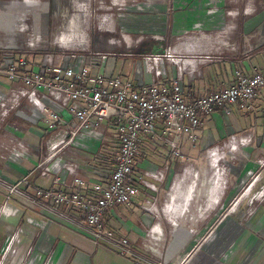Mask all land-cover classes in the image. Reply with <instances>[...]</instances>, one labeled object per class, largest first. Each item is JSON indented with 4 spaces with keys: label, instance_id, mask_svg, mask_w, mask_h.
<instances>
[{
    "label": "crops",
    "instance_id": "crops-1",
    "mask_svg": "<svg viewBox=\"0 0 264 264\" xmlns=\"http://www.w3.org/2000/svg\"><path fill=\"white\" fill-rule=\"evenodd\" d=\"M62 1L42 0L39 10H61ZM132 5L134 12L118 21L120 25L117 24L116 29H112V25L106 28L113 32L101 36L98 51L186 45V53L190 50L194 53L182 61L166 57L165 54L175 56L177 53L169 50L160 56L155 70L149 68L148 62L140 63L139 59L136 66L130 68L127 60L121 63L118 56L112 54L116 56L114 62L100 67L108 75L121 74L140 84L169 83L180 74L184 95L192 100L232 84L235 69L250 75L264 68V0H135ZM28 8L29 5L20 4L12 11ZM14 12L10 13L11 17L5 12V27H10ZM52 20H48V26ZM55 45L53 51L44 54L72 52ZM45 46L46 41L40 49L43 51ZM44 54H34L41 55L37 66L43 63ZM118 62L121 66L116 70ZM134 62L133 59V65ZM155 71L161 74L158 76ZM13 83L21 85L14 98L16 104L23 101V108L16 109L15 113L24 121L37 124L39 134L48 135L51 130L47 122L35 116L36 106L29 101L27 89L19 81ZM37 92L42 104L69 117L67 105L60 97L47 91ZM254 100L251 111L234 104L230 105L229 113L221 109L208 115L204 124L197 128L198 138L193 143L186 134L178 137L171 131L163 134L161 123H157L154 130L163 134V140L143 135L133 173V183L138 186L139 193L130 203L109 208L103 217L106 226L117 236L129 239L131 249L142 256L140 259L121 254L96 240L83 222L84 212L80 209L57 205L35 194V188H47L56 175L63 179L58 187L66 190L74 189L76 177L87 181V192H91L95 181L106 184L109 172H99L102 161L112 157L109 161L114 167L119 150L116 133L110 130L113 121H105L99 128L82 133L73 144L62 147L54 158L47 147L49 139L44 155L37 145L34 150L38 153L27 151L24 143L17 141L0 146V178L9 180V184L26 178L28 184L20 183L19 189L30 199L37 198L33 200L35 205H31L21 195L9 196L8 183L0 187V264H155L153 260L167 263L177 255L179 259L185 254H182L185 247L198 241V228L205 223L210 234L193 255L191 264H264V170L259 172L262 177L253 178V204L242 198L236 205L219 206L231 193L228 174L224 177V168L220 172L221 167H226L223 163L230 162L227 155L234 164L231 168L237 179L241 172L252 171L264 163V90ZM105 134L102 146L100 140ZM170 140L179 142L185 157L171 154ZM239 150L248 151L249 158L242 161L244 158L236 157ZM210 157L217 179L210 191L208 207L199 211L189 206L190 210L184 215L181 210L169 209L177 208L181 199H185V204L190 203L194 185L198 184L195 178L198 176L199 181L206 175ZM31 191L34 197L28 193ZM188 212L197 215L191 213L189 217ZM154 230L160 233L161 240L150 237L149 233ZM150 245L158 253L149 250Z\"/></svg>",
    "mask_w": 264,
    "mask_h": 264
},
{
    "label": "built area",
    "instance_id": "built-area-1",
    "mask_svg": "<svg viewBox=\"0 0 264 264\" xmlns=\"http://www.w3.org/2000/svg\"><path fill=\"white\" fill-rule=\"evenodd\" d=\"M63 43L66 47H74L69 46L67 41ZM107 54L110 53L86 60L85 56L75 52L71 56L47 53L43 63L31 69L27 68L25 59L19 58L8 64L6 75L11 81L22 83L27 89L29 101L36 106L35 116L47 122L48 128L55 133L47 143L51 158L56 157L62 147L73 144L82 133L99 128L105 121H113L119 150L106 184L95 181L91 192H87V181L76 177L74 189L66 190L58 187L63 179L56 175L47 188H35V194L51 199L57 205L80 209L84 212L83 222L96 240L110 245L121 254L140 259L142 256L131 249L129 239L117 236L112 228L106 226L103 217L109 208L128 204L139 193L138 186L133 183V173L143 135L163 140V134L171 131L176 137L186 134L193 143L198 138L197 128L211 113L221 109L229 113L230 105L234 104L251 111L254 99L264 90V68L250 75L235 69L232 84L188 100L180 74L171 78L169 83L153 81L135 84L133 79L121 74L108 75L100 69ZM146 59L151 69L161 61L160 55L147 56ZM155 73L158 76L161 74L159 71ZM38 90L60 97L67 105L65 109L69 117L42 104ZM157 123L162 124L163 134L154 130ZM168 145L174 157H185L177 140L168 141ZM22 182L28 184L26 178L8 184V195L18 193ZM149 235L156 241L162 238L156 230ZM152 245L149 250L158 253ZM186 256L187 253L171 264H181Z\"/></svg>",
    "mask_w": 264,
    "mask_h": 264
},
{
    "label": "rangeland",
    "instance_id": "rangeland-1",
    "mask_svg": "<svg viewBox=\"0 0 264 264\" xmlns=\"http://www.w3.org/2000/svg\"><path fill=\"white\" fill-rule=\"evenodd\" d=\"M134 2L135 0H64L61 2L62 9L58 11L55 10L54 12L52 10L40 11L39 7L43 6L42 0H0V146L11 145L17 141L19 143H24L28 151V149L34 150L35 145H37L40 150V154L44 155L46 151V140L51 138V136H55L53 131H49L47 133L48 135L39 134L37 124H32L30 121H24L19 114L15 113L16 109L23 108L22 100L19 105H17L14 100L15 95L18 93L17 91L21 88V85L19 83H13L14 81H11L6 75V67L14 60L23 58L28 63V69L34 68L38 65V59L41 56L34 54L37 52L44 54L46 52L53 51L56 46L55 43L58 46L60 45L66 49L72 50V52L54 55L71 56L75 50V53H80L85 56L86 60L87 58L94 60L96 56H101L99 54L106 52L110 54H107L105 64L106 62L109 64L110 61L114 62L113 59H116V56L112 54H116L119 60H121V63L122 61L125 60L126 62L127 60V66L130 68L131 66H136L137 59H139L140 63L143 62L144 64L147 62V56L156 55V53L161 56L167 51L169 52V50H173L175 52L177 51L175 56L172 55V53L167 55L165 54V56L169 59L180 58L184 61L188 58V54L193 55L194 52L192 50L186 53V45L98 51V46L101 44V36L104 33L113 32L108 31L109 29L106 28H110L112 25V29L113 27L116 29L117 24L120 25L118 21L126 19L125 17L133 11L132 4ZM20 4L29 5L30 8H28V10L14 12V8ZM64 6L66 7L65 9H63ZM68 7L69 9L66 10ZM5 12L8 13V16L10 15V17L12 15L10 13L14 12L12 17L13 21L10 27H5L7 16ZM49 19L54 20L50 21L48 26L47 22ZM54 24H56V27L53 26ZM45 41L46 46L42 51L40 47ZM63 41H67L69 46L74 47H66ZM47 46H49V48H47ZM93 49L97 51H93ZM148 50L151 51L147 52ZM24 54L27 56H21ZM9 55L11 57H9ZM171 55L173 57H171ZM191 58H194V56H190V59ZM133 59L135 60L134 65L132 63ZM98 60L101 61L100 59ZM121 63L117 65L116 70H119ZM110 130L115 131L114 125H112ZM40 136L41 138H37ZM106 137L107 134H105L102 140H100L102 146L105 145V142L103 143V141H105ZM34 140H38V143L36 144ZM34 152L38 153L37 150H34ZM249 155V152L246 150H239L235 153L236 157L244 158L242 161L248 159ZM109 159L113 160L112 157H107V159L102 161L103 164L101 165V170H99L100 173H110L113 169V162L109 161ZM226 159H229L230 162L228 160L225 161L223 164L226 165L227 168L221 167L220 172L225 170L223 173L224 177L228 174L227 185L231 193L226 196L224 201L219 206L236 205V202L242 198L245 199L246 202H249V204H253L251 200L253 198L254 190H251V185L253 183V178L260 177L261 173L259 172L264 170V163H260V165L258 164L259 168L256 166L252 171L246 170L245 172H241V175L238 174L240 177L238 176L237 179V174L235 171L233 172L231 168L234 164L229 158V155H227ZM211 161L210 157L208 170L205 172L206 175L202 177V180L199 179L198 181V176L195 178L198 184L196 185L195 183L194 185V194L191 197L190 203L185 204V199L180 198L179 207L181 209L189 208L190 206V209L198 208L200 211L203 210L202 207H208L209 198L211 196L210 191L217 179L214 175L216 169L212 166ZM39 170L40 169H37L36 171ZM8 181L9 180H6L4 177H1L0 187L6 186ZM28 193L35 196L32 191ZM13 195L23 196L26 198V202L31 203V205H35L34 201H37V198L34 200V198L30 199V197H27L21 189L18 193ZM184 212H187V210H184ZM191 213L188 212L187 216L190 215L189 217H191ZM192 214L197 215L194 213ZM209 234L210 229L207 227L206 223L198 228L196 235L198 236V241H196L193 245L191 244L185 247L186 250L182 253H187V256L184 258V264H191L193 255L201 249ZM177 256L174 257L175 260ZM153 261L155 264H171L173 262L162 263V261Z\"/></svg>",
    "mask_w": 264,
    "mask_h": 264
},
{
    "label": "bare ground",
    "instance_id": "bare-ground-1",
    "mask_svg": "<svg viewBox=\"0 0 264 264\" xmlns=\"http://www.w3.org/2000/svg\"><path fill=\"white\" fill-rule=\"evenodd\" d=\"M184 197H185V196H184ZM176 199H177V198H176ZM177 205H178V206H177V209L180 208V207H179V206H180L179 203H178ZM7 209H8V208H7V206H6L5 210H7ZM169 209H173V208H169ZM178 210H181V212H182L181 214L183 215V213H185L184 210L189 211V208H182V209H178ZM15 211H16V210H15Z\"/></svg>",
    "mask_w": 264,
    "mask_h": 264
}]
</instances>
